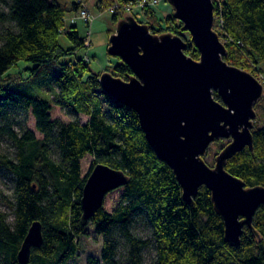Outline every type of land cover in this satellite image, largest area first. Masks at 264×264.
Returning a JSON list of instances; mask_svg holds the SVG:
<instances>
[{
  "label": "trees",
  "instance_id": "1",
  "mask_svg": "<svg viewBox=\"0 0 264 264\" xmlns=\"http://www.w3.org/2000/svg\"><path fill=\"white\" fill-rule=\"evenodd\" d=\"M148 1L99 0L98 6L117 4L112 12L117 24L129 6ZM213 1L214 27L228 48L224 59L254 73L252 66L264 65V0ZM81 8L77 0H0V135L15 148L12 155L0 148V169L14 176L15 198L11 202L0 190V264H23L19 250L35 221H41L44 240L32 248L29 264H77L80 239L90 227L103 243L101 256L88 257L87 264H142L150 244L156 250L154 264H264V205L233 246L209 189L202 186L193 204L183 200L179 180L151 147L135 109L107 95L99 81L103 72L95 73L90 59L77 55L89 47L88 35L67 16ZM142 9L158 19L147 22L154 33L187 39L186 53L199 59L174 9L165 18L155 7ZM63 36L70 47L61 44ZM111 72L128 79L132 70L119 57ZM15 80L38 85L47 98L12 89ZM50 84L59 88L55 97L43 89ZM214 96L221 100L218 92ZM253 133L254 148L236 153L226 166L247 186H264V126ZM91 156L93 165L85 174L82 161ZM98 163L125 171L129 181L109 191L85 221L83 190ZM114 191L119 196L109 207L106 200ZM1 203L13 209V222ZM139 219L150 228L148 238L135 233Z\"/></svg>",
  "mask_w": 264,
  "mask_h": 264
},
{
  "label": "water",
  "instance_id": "2",
  "mask_svg": "<svg viewBox=\"0 0 264 264\" xmlns=\"http://www.w3.org/2000/svg\"><path fill=\"white\" fill-rule=\"evenodd\" d=\"M168 2L190 33L199 59L186 53L187 39L171 32L154 33L129 11L112 31L108 53L120 57L132 73L124 79L103 72L100 85L107 95L135 109L151 147L179 180L184 201L193 204L202 186L211 191L225 221L226 240L239 245L244 226H252L264 205V186H247L226 165L236 153L254 148L256 105L264 97V83L224 59L228 48L214 27L213 0ZM215 92L221 100H216ZM222 138L229 142L209 165L210 144ZM128 181L125 171L96 164L83 190L85 221L103 206L109 191ZM42 230L41 221L30 226L19 262H31L32 248L43 243Z\"/></svg>",
  "mask_w": 264,
  "mask_h": 264
},
{
  "label": "rangeland",
  "instance_id": "3",
  "mask_svg": "<svg viewBox=\"0 0 264 264\" xmlns=\"http://www.w3.org/2000/svg\"><path fill=\"white\" fill-rule=\"evenodd\" d=\"M61 2H67V3H73L74 0H60ZM82 1L84 4V7L87 8V11L90 13L89 16H91L89 22L90 25L88 26L87 22L83 20L80 17L79 12L70 13L67 16L68 21H74L76 20V23L78 24V30L83 35H88L87 44L89 45L88 48L85 50H81L77 53L78 56H86L90 59V65L92 70L95 73L98 72H111L113 65L115 63L119 62L118 57H114L108 53V46H109V38H110V30L115 29V22L112 21V12L109 10V7L106 8H100L98 6L99 0H79ZM162 9L161 12L163 13L164 18L170 14L174 8H172V5L169 4L168 0H161L159 2V5L155 6V8ZM166 7V8H165ZM157 8V9H158ZM140 9H135L134 13L137 17V20H141L145 23H147L150 20L154 22L155 24L158 23V19H151L148 16L145 15L144 11H142L140 14L136 15V13L140 12ZM130 11V10H129ZM133 13L132 11H130ZM133 13V15H134ZM73 14V15H72ZM2 26L0 24V30ZM61 44L64 47H70L71 43L67 39V37L63 36L60 39ZM224 42V40L222 39ZM29 66V63H26ZM254 68V75L257 79L261 80L264 83V65L252 66ZM18 80H15L13 85L11 86L14 90L22 91L23 93H27L30 95H37L41 96L42 98H47V96L43 94L42 89L38 88V85L34 84H18ZM46 93L49 94L51 97H55L56 93L58 92L59 88L55 87V85H45L43 88ZM256 111H258V117L255 120L256 126L262 127L264 126V97L261 99V102L256 105ZM23 115H19L18 117H22ZM68 118H77L73 114H68ZM229 140L227 139H219L218 141H215L210 144L208 155L206 156V161L210 164L214 165L215 159L217 155L220 153V150H222L224 147L227 146V143ZM226 145V146H225ZM0 148L3 151H7L11 155L14 154V146L11 143V141L6 137L0 135ZM94 158L86 157L83 159V173L87 174V172L90 170V168L93 165ZM208 163V164H209ZM209 164V165H210ZM14 176L7 170L0 169V190L2 191L3 195L6 198H9L11 202L15 200L14 198ZM119 193L117 191H114L111 195L108 196L106 200L107 206H112L115 200L118 198ZM1 197V196H0ZM2 209H4L8 214V219L13 222L14 214L13 209L5 203H1ZM135 233L137 235L143 236L145 238H148L150 236V228L147 226L145 221L143 219H139L135 225ZM102 243H103V237L98 235L95 231V228L90 227L88 229V234L84 235V237H81L80 239V252L78 257L76 258L74 262L77 264H87L88 257H100L102 252ZM156 250L155 246L153 244H150L149 248H147L144 253V260L142 264H154L156 256H155ZM120 257H122L123 261L126 262V250L125 248L121 249Z\"/></svg>",
  "mask_w": 264,
  "mask_h": 264
},
{
  "label": "built area",
  "instance_id": "4",
  "mask_svg": "<svg viewBox=\"0 0 264 264\" xmlns=\"http://www.w3.org/2000/svg\"><path fill=\"white\" fill-rule=\"evenodd\" d=\"M77 1H79V0H77ZM160 1H161V0H149L148 2H142V3L139 4L138 6H129L127 9L130 10V11H132L133 13H134V10H135V9H140V10H139L140 12L136 13V15H138V14H140V13L143 11L142 8H143L145 5L155 7V6L159 5V2H160ZM79 3H81V5H82V8L80 9V17H81L83 20H85V21H89L90 18H91V16H89L90 13L87 11V8L84 7V4H83L82 1H79ZM117 7H118V5L116 4V5L112 6V7H110L109 10H110L111 12H115ZM134 15H135V13H134Z\"/></svg>",
  "mask_w": 264,
  "mask_h": 264
},
{
  "label": "crops",
  "instance_id": "5",
  "mask_svg": "<svg viewBox=\"0 0 264 264\" xmlns=\"http://www.w3.org/2000/svg\"><path fill=\"white\" fill-rule=\"evenodd\" d=\"M158 8V7H157ZM166 8V7H165ZM162 9L158 8V15H163V13L161 12ZM73 15V14H72Z\"/></svg>",
  "mask_w": 264,
  "mask_h": 264
}]
</instances>
